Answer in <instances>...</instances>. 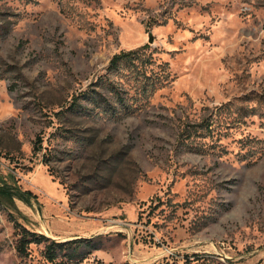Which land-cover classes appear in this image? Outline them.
Instances as JSON below:
<instances>
[{
  "label": "rangeland",
  "instance_id": "374dc122",
  "mask_svg": "<svg viewBox=\"0 0 264 264\" xmlns=\"http://www.w3.org/2000/svg\"><path fill=\"white\" fill-rule=\"evenodd\" d=\"M0 174V264H264V0H0Z\"/></svg>",
  "mask_w": 264,
  "mask_h": 264
},
{
  "label": "trees",
  "instance_id": "16d2710c",
  "mask_svg": "<svg viewBox=\"0 0 264 264\" xmlns=\"http://www.w3.org/2000/svg\"><path fill=\"white\" fill-rule=\"evenodd\" d=\"M135 54H138L137 50L125 51L119 54H116L111 60V66L118 67L123 62H132ZM106 106H110L107 104ZM107 107V108H108ZM109 109V108H108ZM41 140V139H40ZM0 181L4 180L3 186L0 187V205L13 204V198L15 195L22 198L25 201H29L28 193L31 191H23L21 189H14L9 182L3 178L0 174ZM46 242L45 254L46 257L55 262L61 253L70 260L77 261L83 260L85 258V249L89 243L85 239H73L65 241H56L49 239L45 235H38L34 232H31L27 228L23 227L20 232V238L18 243V251L20 256L27 254L28 247L33 242Z\"/></svg>",
  "mask_w": 264,
  "mask_h": 264
}]
</instances>
